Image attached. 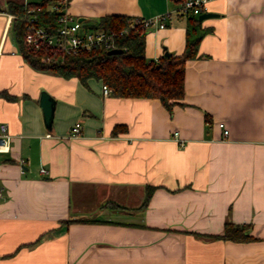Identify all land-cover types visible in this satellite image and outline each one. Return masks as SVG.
<instances>
[{"label": "crops", "instance_id": "crops-1", "mask_svg": "<svg viewBox=\"0 0 264 264\" xmlns=\"http://www.w3.org/2000/svg\"><path fill=\"white\" fill-rule=\"evenodd\" d=\"M63 2L91 27L181 0ZM209 4L172 109L34 67L0 11V127L12 136L0 152V264H264V0ZM187 19L148 28L147 57L183 53ZM43 90L56 100L51 125ZM227 223L250 237L218 236Z\"/></svg>", "mask_w": 264, "mask_h": 264}, {"label": "trees", "instance_id": "trees-1", "mask_svg": "<svg viewBox=\"0 0 264 264\" xmlns=\"http://www.w3.org/2000/svg\"><path fill=\"white\" fill-rule=\"evenodd\" d=\"M62 1L7 0L5 6L0 3V11L13 14L12 29L19 49L34 67L51 70L65 77L77 76L84 82L95 78L109 85L115 95L159 98L169 109L182 103L186 94V61L200 56L199 45L208 31L198 16L191 15L187 19L186 47L181 54L170 52V55L164 53L157 60L149 59L146 55L147 30L139 28L116 39L115 47L124 49L121 53L110 54L108 51L111 48L98 47L76 54H60V62L45 63L41 57L53 53L27 44L26 22L28 18L35 17L37 25L45 26L55 33L60 25L59 12L52 9V6ZM135 20L136 17L128 15H107L91 27L119 29ZM152 190L153 187H149L146 199ZM218 236L235 240L250 237L243 226L230 223H227L225 233Z\"/></svg>", "mask_w": 264, "mask_h": 264}, {"label": "built area", "instance_id": "built-area-1", "mask_svg": "<svg viewBox=\"0 0 264 264\" xmlns=\"http://www.w3.org/2000/svg\"><path fill=\"white\" fill-rule=\"evenodd\" d=\"M210 0H181L180 5L171 12H163L150 18L136 17L130 25L119 29H105L99 27H87L83 22L67 11L64 2L55 4L52 9L59 12V27L52 33L45 26L37 25L35 17H30L26 22L25 41L28 45L36 49L51 51L53 54H46L41 57L45 63L60 62V54H76L82 51H90L98 47L114 48L116 39L129 34L134 29L148 28L157 25L161 28L167 26V20L173 13L189 17L191 15L200 16L210 10ZM63 5V6H62ZM58 53V55H56ZM104 95L112 93L109 85L103 84ZM220 125L224 128L226 136L229 129L224 122ZM81 121H77L71 128V136H78L81 132ZM12 147V136L8 125L2 123L0 127V152H9Z\"/></svg>", "mask_w": 264, "mask_h": 264}, {"label": "water", "instance_id": "water-1", "mask_svg": "<svg viewBox=\"0 0 264 264\" xmlns=\"http://www.w3.org/2000/svg\"><path fill=\"white\" fill-rule=\"evenodd\" d=\"M215 14L216 13L213 12H206L201 14L199 16V19L202 21L203 19L214 16ZM123 50L124 49L122 48L114 47L111 48L108 52L110 54H114V53H121L123 52ZM165 53L166 55H170V51L168 50ZM55 102H56L55 98L48 91L46 90L42 91L41 105L43 107L45 120L48 125H51L54 118Z\"/></svg>", "mask_w": 264, "mask_h": 264}, {"label": "rangeland", "instance_id": "rangeland-1", "mask_svg": "<svg viewBox=\"0 0 264 264\" xmlns=\"http://www.w3.org/2000/svg\"><path fill=\"white\" fill-rule=\"evenodd\" d=\"M2 1H3V0H0L1 5H3Z\"/></svg>", "mask_w": 264, "mask_h": 264}]
</instances>
